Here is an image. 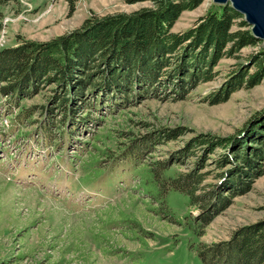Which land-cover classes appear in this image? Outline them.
<instances>
[{
    "label": "rangeland",
    "instance_id": "obj_1",
    "mask_svg": "<svg viewBox=\"0 0 264 264\" xmlns=\"http://www.w3.org/2000/svg\"><path fill=\"white\" fill-rule=\"evenodd\" d=\"M147 5L77 0L69 12L65 0H19L0 6V48L62 35L91 14L131 12ZM215 5L204 0L182 12L172 30L189 28ZM258 48L243 47L234 56L221 58L215 79L197 85L185 98L169 91L120 106L79 109L74 119L87 120L75 127L53 108L57 103L50 101L53 84L44 85L17 107L0 97V264H201L199 244L228 240L239 227L264 219V175L234 196L200 236L186 218L199 211L187 205L184 195L169 191L167 208L158 209L138 187L150 163L176 156L193 137L241 136L264 116V75L225 102L203 101ZM42 106L52 107L54 116ZM44 124L53 134L40 132ZM145 139L152 140L135 159L125 158L124 153ZM203 153V148L195 147L192 155L176 158L165 174L188 171ZM214 154L204 160L203 171L208 173L204 183L218 182Z\"/></svg>",
    "mask_w": 264,
    "mask_h": 264
},
{
    "label": "trees",
    "instance_id": "obj_2",
    "mask_svg": "<svg viewBox=\"0 0 264 264\" xmlns=\"http://www.w3.org/2000/svg\"><path fill=\"white\" fill-rule=\"evenodd\" d=\"M18 1L0 0V6ZM65 1L69 12L74 11L77 0ZM123 1L148 5L131 12L91 14L79 27L62 35L45 41L23 40L0 48V97L10 107H17L44 85L53 84L50 101L57 102L53 108L75 127L87 120L83 116V120L74 119L79 109L115 107L169 91L185 98L197 85L215 79L214 68L221 58L234 56L243 47L259 45L249 54L247 63L231 70L224 83L207 93L203 101L212 105L225 102L233 92L258 84L264 75V47L252 35L243 15L229 3L216 4L189 28L173 31L181 13L194 10L204 0ZM250 68L254 70L249 72ZM42 108L54 116L52 107ZM17 115L26 116L20 112ZM40 129L46 135L53 134L49 125ZM243 133L232 137H193L176 151V156L148 165L139 181L141 193L158 209L167 208L169 191L184 195L187 205L199 211L186 218H191L197 234L202 235L234 196L246 192L256 178L264 175V116L255 119ZM150 140L132 146L124 153L125 158L135 159ZM197 146L204 153L191 169L165 174L176 158L192 155ZM216 148L219 151L214 154ZM211 154L215 155L211 160L218 182L204 183L208 176L203 171L204 160ZM97 170L90 172L97 175ZM197 255L201 264H264V219L239 227L228 240L199 244Z\"/></svg>",
    "mask_w": 264,
    "mask_h": 264
},
{
    "label": "water",
    "instance_id": "obj_3",
    "mask_svg": "<svg viewBox=\"0 0 264 264\" xmlns=\"http://www.w3.org/2000/svg\"><path fill=\"white\" fill-rule=\"evenodd\" d=\"M212 1L218 5L229 3L233 9L243 15V19L250 26L252 35L259 39L264 47V0Z\"/></svg>",
    "mask_w": 264,
    "mask_h": 264
}]
</instances>
